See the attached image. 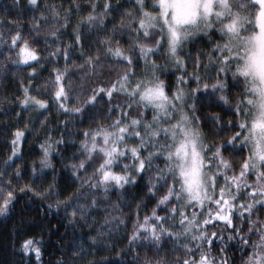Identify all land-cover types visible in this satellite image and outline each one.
I'll return each mask as SVG.
<instances>
[{
	"label": "snow or ice",
	"instance_id": "obj_1",
	"mask_svg": "<svg viewBox=\"0 0 264 264\" xmlns=\"http://www.w3.org/2000/svg\"><path fill=\"white\" fill-rule=\"evenodd\" d=\"M125 5H131L133 10H125ZM27 7L33 15L24 24L0 19V26L8 25V31L0 27V56L16 68H31L27 86L19 88L23 95L16 99L21 108L17 118L22 119L23 113L29 110L42 116L54 106L66 117H79L76 122L81 124L98 119L111 123L99 124L80 133L84 139L79 152L85 159L66 165L73 169L70 173L72 184H61L53 176L47 187L36 185L38 177L33 167L32 182L20 186L17 192L12 179H22L23 170L17 167L8 180H5V173H0V216L7 215L14 208L18 195L24 194L29 200L39 199L45 216L54 211L65 222L63 226L75 227L86 221L92 211L99 210L101 203L107 202L97 200L98 190L107 194L137 186L146 172L155 169L144 185L146 194L156 201L151 212L141 220V210L148 205L140 201L136 203L135 219L129 215L125 220L120 204L128 206L127 202L111 205L106 209L109 215L98 227V222L93 220L89 233L95 235H88L89 249L94 250L102 241L112 239L123 227L126 232L123 239L127 240L123 255L126 257L134 246L147 251L143 257L136 253L132 260L121 259L119 264H165L162 259L147 254L153 250L162 251V240L176 242L173 251L183 249L184 255L178 257L175 264H235V255L230 259L226 246L215 254L212 252L216 243L225 237L221 232L207 229L215 227L216 222H223L229 232L226 238L239 241L242 264H264V219L259 218L264 213V0H154L151 7L158 9L156 14L147 10L146 0H124L123 3L120 0L116 3L89 0L83 5L70 3L67 8L63 2L27 0ZM85 11L87 15H83ZM112 13L119 16V24L113 22L116 17L111 16ZM74 16H79L75 23ZM49 22L55 25L51 31L43 28ZM109 24H112L111 30ZM204 29L209 36L218 34L223 42L209 39L210 51L187 53L193 68L189 72V60L181 59L180 52L186 43L201 38ZM42 31L45 33L44 47H34L41 43ZM125 32L135 37L127 49L120 44ZM65 35L71 37L67 43L62 38ZM48 40L52 43L48 44ZM165 48L168 64L181 72L174 87L161 79L166 64L153 59ZM42 53H47V57ZM73 56H78L82 63L76 64ZM201 56H207L209 63L205 64ZM42 59L46 64L64 61L63 68L55 67L49 73L51 88L32 83L45 70L46 65L40 64ZM70 63L83 73L82 86L75 96L78 106H70L77 93L69 81V76L75 75L69 71ZM120 65H124L123 70ZM210 66L216 69L215 82L211 85L199 74L200 69L207 74ZM229 72L234 79L243 78L246 95L241 104L247 107H238L233 113L242 117L239 122L220 125L221 130L227 126L239 128V131L219 143L207 145L195 114L196 101L202 95L228 92ZM193 83L195 88L185 87ZM33 91L47 99L32 95ZM121 96L123 101L117 102ZM217 100L222 106L228 98L220 95ZM209 118L214 123L222 119L216 114ZM72 122L69 119L64 124ZM39 123L44 124L43 121ZM25 129L27 131L16 128L11 133V155L4 162L5 170L22 156L20 145L32 131L27 125ZM50 139L39 145L43 153L42 167L49 163ZM129 140L138 143L129 146ZM55 143L65 142L57 140ZM70 146L76 148L75 142ZM245 148L249 154L241 159L237 171L224 154L243 152ZM129 155L132 163L121 164L120 161L127 160ZM161 158L165 161L164 168L154 165V161ZM89 167L93 168L92 174L81 176ZM115 167L122 171H115ZM161 189L166 191L157 195ZM53 197L56 198L54 203H46ZM158 210L164 215L158 214ZM128 222L132 223L130 233ZM60 226V223L50 224L49 232ZM181 239L188 243H178ZM43 243L42 234L20 237V252L35 257V261L29 259V264H40ZM249 248L251 254L243 259ZM69 249L73 259L61 258L57 264H75L85 256V248L74 242L69 243ZM87 255H94V251ZM86 264L110 262L90 260Z\"/></svg>",
	"mask_w": 264,
	"mask_h": 264
},
{
	"label": "trees",
	"instance_id": "obj_2",
	"mask_svg": "<svg viewBox=\"0 0 264 264\" xmlns=\"http://www.w3.org/2000/svg\"><path fill=\"white\" fill-rule=\"evenodd\" d=\"M45 3H64V7L67 8L70 3H80L87 4L89 0H44ZM95 2V0H93ZM103 2V0H101ZM117 0H113V3H116ZM121 3L124 0H120ZM154 0H146V3L149 5L147 10L157 11L156 8H152L151 4ZM240 2H245V0H240ZM125 10L132 11L131 5H125ZM19 13H24V15H18ZM247 14V12H243L242 14ZM38 14V13H37ZM33 13L27 7V0H0V19L4 20H12L15 22H19L20 24H24L27 19H29ZM83 15H87V11L83 13ZM111 16H115L116 19L113 21L116 24L120 23V18L116 13H112ZM79 19V16L73 17V22ZM125 20L127 17L124 18ZM4 31H8V25L0 26ZM55 27L51 22L43 26L44 29L51 31L52 28ZM109 30L112 28V24L108 25ZM203 28V26H202ZM69 32L71 29L68 30ZM207 29L200 33V37L198 39H194V42H189L184 45L183 50L180 52L181 59L189 60L188 63V71L191 72L193 70L191 60L186 55L191 52L195 55L198 51H210L212 45L208 42L209 39L214 41H220V36L218 34L212 33L210 36L206 34ZM246 34V33H245ZM44 35L45 33L41 32V43L39 45H34V47H44ZM131 37V39H129ZM67 43L71 40V37L65 35L62 37ZM135 37L132 36L131 33L125 32V38L120 40V44L122 47L127 49L134 40ZM223 42V41H220ZM48 44H51L52 41L48 40ZM151 43V41H148ZM87 51V49H85ZM7 55V52H5ZM45 58L47 57V53H42ZM153 59H156L157 63L166 64V68L163 70L165 72L164 75L161 76V79H164L173 87L175 86L176 77L181 75V72L175 71V66L172 64H168L167 57V49H163L162 53L158 56H154ZM200 59L205 63H209V59L207 56H201ZM73 60L76 64H81L82 61L78 56H73ZM41 65H46L45 70L40 72V77L38 80L33 79L32 83L38 85L41 88H51V84L49 81V73L53 68L64 67V61L61 60L59 64L49 63L46 64V60L42 59L40 61ZM34 67L39 68L38 65H33ZM119 68L123 70L124 65H120ZM235 69V62L232 65V70ZM31 71V68L23 67L16 68L10 65L9 61L4 59V56H0V173H5V180L11 178L13 172L16 171L17 167H19L24 172V176L20 180L12 179V185L16 188L17 192L19 187L26 184L31 183L32 169L35 167L36 176L35 179L36 185H43L47 187L48 183H50L53 179V176H56L61 184H72V178L70 173L73 169L66 167V165L78 164L81 160L85 159L84 155H81L79 152L80 142L84 139L81 132L88 130L90 128H96L97 125L102 124L107 126L111 121L98 119L95 122L86 121L85 123H78L76 121L79 120V117H66L63 114L59 113L55 107L44 115H38L36 111L29 110L23 113V118L18 119L17 113L21 111L20 105L16 103V99L22 98V93L19 88L21 85L27 86L28 84V73ZM70 73H75V75L69 76V81L72 86L77 89V93L73 95L70 106H78L79 102L76 100L75 96L78 95V90L82 86L81 77L83 73L76 68L71 63L69 64ZM216 69L211 66L208 69V73L206 74L204 69L199 70V74L206 77L205 82L209 85L215 82V74ZM139 75V72L137 73ZM211 75L212 78H207ZM113 79L115 77L113 76ZM228 84L229 91L226 93H215L213 96L202 95L196 101V115L199 117V125L202 133L205 136L204 143L207 145H211L213 143H219L222 139H226L232 136L234 132L239 131V128H229L224 127L221 130L220 125H227L229 121L233 123L239 122L242 117L237 114L233 115L236 112L238 107H247V105L241 104L242 98L246 95V85L243 81V78L234 79L231 76V72L228 73ZM186 88L191 87L195 88L196 85L190 84L185 86ZM32 95L38 96V98L47 99L46 96H40L36 91L32 92ZM220 95H224L228 98L227 103L222 106L217 100V97ZM124 97H120L117 102H122ZM191 104L192 101L190 100ZM213 114L222 117L221 120L217 122H213L209 117ZM116 117L113 116V119ZM148 118H151V112L148 113ZM71 119L73 122L64 124V121ZM39 121H43L42 125ZM25 125L28 128H31L32 131L28 134L27 139L22 142L20 145V150L22 151V156L20 159L16 160L15 165L5 170L4 162L7 161L8 157L11 155V140L13 137L11 133L15 131L16 128H20L21 130H25ZM49 143H51L52 147L50 149L51 155L48 158L49 163L48 166L42 167L41 160L43 159V153L40 150L39 145L44 143L48 138ZM62 140L65 143L56 144L55 141ZM75 142L76 148L71 147V143ZM138 143V141L129 140L128 145L132 146ZM69 145V146H65ZM239 146V142H238ZM123 147V145H121ZM75 153V155H74ZM211 155V153H208ZM225 158L229 159L236 170H239V163L243 157L248 155V149L245 148L243 152L236 153H228L225 152ZM121 164L132 163L131 156L129 155L127 160H121ZM154 165H158L160 168L165 167V161L163 158L155 160ZM115 171L120 172L122 169L120 167H115ZM130 170V169H129ZM93 172V168L89 167L87 169V173H81L80 175H91ZM155 169L151 173L146 172L142 180H140L139 185L137 186H127L124 190L119 191H110L105 194L102 190H98L96 193V198L98 201H107L106 203H101L99 210L92 211L91 215L87 218L86 221H81V223L77 224L75 227L66 228L63 226L65 223L61 221L58 216L52 213H49L47 216L44 215V209L40 207V201L38 198H34L29 200L27 196L24 194H19L17 197V201L13 209L5 216H0V264H29V259L35 261L34 256H26L23 255L19 250L20 237L23 236L27 238L28 236L35 235L39 237L41 234L43 235L44 243L41 245L42 248V257L40 264H57V261L61 258H65L68 260L73 259V252L69 249V243L74 242L78 246H83L85 248V256L81 260L75 261V264H86V261L90 260H106L109 261L110 264H119L121 259L124 260H132V258L139 253L141 257L145 255L147 250H141L134 246L133 251L130 252L126 257L123 255L122 249L127 248V240L123 239L126 235L123 227H121L120 231L117 235H115L112 239L107 241H102L96 249H89L88 244V235H95V233H89V229L92 225L93 220H96L97 227L99 226V222H102L106 215L109 213L106 209L110 208L111 205L119 203L120 201L127 202L126 206L124 203L120 204V208L124 213V219L127 220L128 216L131 215L133 220L135 219V210L136 203L143 201L148 206L145 209L141 210V220L143 215L149 214L151 209L155 206L156 201L150 199V197L146 194L147 189L144 185L148 182L149 175H154ZM229 175L232 173L229 172ZM171 183V181H169ZM223 183V180H221ZM166 191V189H161L157 195H162ZM63 199V196L60 197ZM55 197L46 201V203H54ZM81 203H85L84 200H81ZM175 203V202H174ZM39 209V211L37 210ZM70 211V210H69ZM191 211V209L189 210ZM259 211V210H258ZM118 214V213H112ZM158 214L164 215L163 212H159ZM256 218L255 216L253 217ZM260 219H264V213H261L259 216ZM58 223L61 226L58 230L49 232V225H57ZM239 223V222H237ZM132 228V223L128 222L127 230L130 233ZM209 232L216 231L221 232V235L225 238L222 242H217L215 247L212 249L213 254L217 252L219 248L222 246L227 247V255L231 259L233 254L235 255V264H242V256L239 248L238 239L229 241L226 237L229 234L228 230L224 228L223 222H216L215 227L209 226L207 229ZM223 230V231H221ZM67 233V234H66ZM253 240H256V237H252ZM163 244V250L159 253L154 250L148 252L147 254L159 259H162L165 264H175V261L178 257L184 255L183 249L173 251L174 241L167 240L161 241ZM178 243L186 244L188 241L181 239ZM189 247H194V245L189 244ZM94 251V255H87V252ZM252 249L249 248L247 252L243 254V259H247V256L251 254Z\"/></svg>",
	"mask_w": 264,
	"mask_h": 264
},
{
	"label": "rangeland",
	"instance_id": "obj_3",
	"mask_svg": "<svg viewBox=\"0 0 264 264\" xmlns=\"http://www.w3.org/2000/svg\"><path fill=\"white\" fill-rule=\"evenodd\" d=\"M149 12H152L153 14H156V12H158V9H157V11H151V10H148ZM244 15H246L245 13H244ZM203 26V25H202ZM201 26V27H202ZM205 30V29H204ZM191 31V30H190ZM249 154V153H248ZM249 179H252L251 177L249 178Z\"/></svg>",
	"mask_w": 264,
	"mask_h": 264
}]
</instances>
